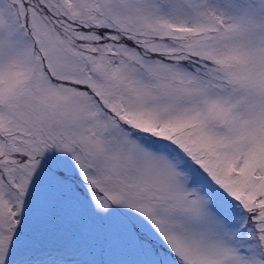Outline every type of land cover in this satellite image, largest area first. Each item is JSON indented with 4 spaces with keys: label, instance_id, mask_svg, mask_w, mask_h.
Wrapping results in <instances>:
<instances>
[{
    "label": "snow or ice",
    "instance_id": "1",
    "mask_svg": "<svg viewBox=\"0 0 264 264\" xmlns=\"http://www.w3.org/2000/svg\"><path fill=\"white\" fill-rule=\"evenodd\" d=\"M0 264H264V0H0Z\"/></svg>",
    "mask_w": 264,
    "mask_h": 264
}]
</instances>
